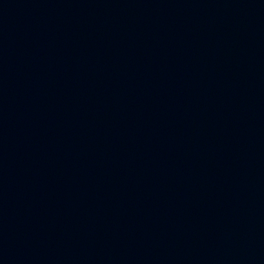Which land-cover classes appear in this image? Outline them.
Instances as JSON below:
<instances>
[{"label": "water", "instance_id": "1", "mask_svg": "<svg viewBox=\"0 0 264 264\" xmlns=\"http://www.w3.org/2000/svg\"><path fill=\"white\" fill-rule=\"evenodd\" d=\"M0 264H264V0H0Z\"/></svg>", "mask_w": 264, "mask_h": 264}]
</instances>
